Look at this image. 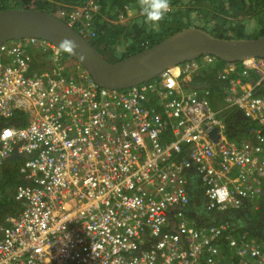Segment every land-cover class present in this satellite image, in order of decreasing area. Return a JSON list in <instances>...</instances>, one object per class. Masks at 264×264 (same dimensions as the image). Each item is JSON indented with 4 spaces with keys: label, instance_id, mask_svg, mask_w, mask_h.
Masks as SVG:
<instances>
[{
    "label": "built area",
    "instance_id": "obj_1",
    "mask_svg": "<svg viewBox=\"0 0 264 264\" xmlns=\"http://www.w3.org/2000/svg\"><path fill=\"white\" fill-rule=\"evenodd\" d=\"M89 1L76 11L88 24L96 8ZM36 50L47 56L34 69ZM201 59L153 82L107 89L86 70L66 74L63 51L50 42L0 45V165L20 156L29 183L17 186L21 209L0 227V264H195L201 256L221 264L214 239L225 225L195 229L183 214L186 172L195 170L211 207L261 197L264 58L214 72L224 84L218 108L208 88L185 83L216 61ZM227 108L248 120L253 139L230 140L220 116ZM248 252L264 264L257 246L239 247Z\"/></svg>",
    "mask_w": 264,
    "mask_h": 264
},
{
    "label": "trees",
    "instance_id": "obj_2",
    "mask_svg": "<svg viewBox=\"0 0 264 264\" xmlns=\"http://www.w3.org/2000/svg\"><path fill=\"white\" fill-rule=\"evenodd\" d=\"M19 0H17L18 2ZM23 8H36L55 14L58 10H65L67 19L74 6H84L89 0H20ZM16 2V0H0V10L8 8L7 4ZM142 0H94L96 12L93 13L92 23L89 26V32L94 35L90 41L102 53L112 52L111 45H123V56L149 47L174 31L186 26H200L208 30L211 34L219 37H251L246 30V21L250 16L255 19L251 30L258 29L257 35L264 34V0H169L170 8L165 17L159 22L157 27L150 26L145 21L143 15L132 19L129 23H114L113 19L119 16H126L128 8L139 9ZM19 4V3H18ZM15 7V6H12ZM197 13L204 17V23L199 25L191 21V16ZM244 16L243 20L240 16ZM247 16V17H245ZM111 19V22H110ZM86 18L78 16L74 20L76 28H80ZM249 22V21H248ZM247 22V23H248ZM77 28V29H78ZM83 33L88 32L80 28ZM255 37V36H254ZM12 42V41H11ZM222 60H216L207 71L211 72L206 77L215 86L216 81L213 76L214 71L224 65ZM214 78V79H212ZM214 88V87H213ZM212 88V89H213ZM210 90V89H209ZM217 92V91H215ZM227 122L232 124L238 119L237 114L229 112ZM239 121V122H238ZM233 126L237 131H231V140L242 141L253 139L249 127H245L239 119ZM22 163L20 156L7 157L0 165V223L4 221L8 214H15L21 201L15 198L17 186L20 184H29L27 180L19 173L18 169ZM219 212V211H217ZM257 217L250 216L248 210L242 212L241 209L233 212H225L217 217L220 221L222 217L226 220L233 219L237 222V227L225 232L224 241L229 236L258 237L264 239V193L261 196ZM257 238V239H258ZM221 264H239L240 257L230 254V251L222 246Z\"/></svg>",
    "mask_w": 264,
    "mask_h": 264
},
{
    "label": "water",
    "instance_id": "obj_3",
    "mask_svg": "<svg viewBox=\"0 0 264 264\" xmlns=\"http://www.w3.org/2000/svg\"><path fill=\"white\" fill-rule=\"evenodd\" d=\"M23 39L52 43L78 62L99 85L116 89L147 82L168 67L206 55L226 63L264 58V34L219 37L195 25L182 27L149 47L111 61L93 46L87 36L57 14L36 8L1 9L0 45ZM63 44L67 47L62 48Z\"/></svg>",
    "mask_w": 264,
    "mask_h": 264
},
{
    "label": "clouds",
    "instance_id": "obj_4",
    "mask_svg": "<svg viewBox=\"0 0 264 264\" xmlns=\"http://www.w3.org/2000/svg\"><path fill=\"white\" fill-rule=\"evenodd\" d=\"M89 2V1H88ZM88 2L87 4H85L84 6H74L75 9L72 11V14H74V19L73 20H70V19H64V16H62L60 14V10H58L55 14H57L58 16H60L62 19H64L65 21H67L68 23H70L77 31L81 32L82 35L84 36H87L88 39L90 40L91 37H93L94 33L93 32H89V26L91 25L92 23V18L90 19V24L87 23V18H86V21L85 22H82L81 25H80V28L86 30L88 32V34H85L82 32V30H80V28H76V26L74 25V20L80 16V17H84L83 13L79 14V15H76V11L78 10H81L82 8H88L89 5H88ZM169 8H170V2L169 0H142L141 4H140V11H141V15H143V17L145 18V21L148 22V23H151L154 27H157L159 22L165 17V15L168 13L169 11ZM89 11H92L93 13L96 12V8L95 9H89ZM92 14V13H91ZM92 17H93V14H92ZM85 18V17H84ZM91 42V41H90ZM6 43H11V41L9 42H6ZM92 43V42H91ZM94 46V45H93ZM62 48H66L67 45L66 44H63L61 45ZM62 51V50H61ZM101 52V51H100ZM108 53L109 55H121L120 57H116L114 59H111L110 56L108 55H105V53ZM105 53H102L103 55H105L109 60L113 61L115 59H118V58H121L123 56V51L121 50L120 52H114V50L112 52H109V51H106ZM130 54V53H129ZM32 56H33V64H35L36 66L38 65V63H41L42 61H38L36 60L37 59H42L44 57L47 56V54L43 53V52H37L36 51H33L32 52ZM65 56H67L64 52H63V61H64V65H65V73L68 74L74 70H78V69H82V70H85L78 62H76L75 60H73L75 66L74 67H71L68 65V63L66 62L65 60ZM202 58V57H201ZM199 58V59H201ZM217 60V59H216ZM188 62V61H186ZM239 61L237 62H234V63H238ZM241 62V61H240ZM184 63V62H183ZM226 63V62H225ZM215 72V71H214ZM88 73V72H87ZM89 74V73H88ZM90 75V74H89ZM91 76V75H90ZM213 76H214V73H213ZM92 77V76H91ZM156 78V77H155ZM151 79L147 82H144V83H148V82H153L154 79ZM216 81V80H215ZM96 82V81H95ZM97 83V82H96ZM98 84V83H97ZM219 83L217 82V85ZM99 85V84H98ZM101 86V85H100ZM223 86V85H222ZM103 88H107V89H116V88H108V87H105V86H101ZM220 87V86H219ZM121 89V88H120ZM209 89H212V88H208ZM223 89L221 90H217V92H214V91H210V94H209V100L211 102V106L213 108H218L221 106V103L223 102V98L225 97L224 96V92L222 91ZM214 95H216V99H214ZM229 112H233L234 114H237L238 116V119L235 120L238 121L239 119L241 120V123H244L245 127H247V123H248V120L244 117H242L240 111H238L236 108H227L225 110H222L221 113H220V116L221 118H224V121L227 125V133H228V137H231L232 135H237V131L239 130H236L233 126V124L235 123H228L227 122V117L229 114ZM239 122V121H238ZM215 130V133L213 135V138L214 136L216 135L217 139H218V134H216V131H217V128L214 129ZM231 131H234V134H230ZM216 139V140H217ZM214 140V141H216ZM187 173V172H186ZM186 184H187V180H186ZM203 189V187H202ZM186 191H187V194H188V203L182 208V211H183V214L185 216V219L187 220V222L192 225L195 229H202L204 227H210V226H220V225H225V228L224 230L221 232L220 235H218L215 239H214V242L217 244V247H219L220 249V252L222 254L223 251H221L222 248V245H224L225 243V247H227V249L231 252V250H233L234 252H236V254L240 257V262L239 264H243L242 262H246L247 264H256L257 263V259L254 258L253 256L250 255V253H246L245 256H241V254L239 253V247L242 246L243 244H248L250 246H257L259 251H260V254L259 256H255V257H264V249H262V247L260 246V244L258 243V237H246V238H243L242 236H229L228 239L226 241H224V235H225V232L229 229H232L233 228V224L235 225V227H237V222H235L233 219H228L226 220V217H222V219H220V221H218L217 219L216 220H213L211 221L210 223H202L200 224L198 227L195 225L194 221H193V217H188L187 215V209H188V205L190 203V198H189V193H188V188H187V185H186ZM203 193H204V190H203ZM263 193H264V187H263ZM205 195V193H204ZM263 195V194H262ZM261 195V196H262ZM16 196V195H15ZM206 197V195H205ZM260 199L261 197L259 198H256V199H253L251 201H245L244 203H242L240 206L238 207H226L224 209H218V208H215V207H211L209 205V202H208V199L206 197V209L209 210V211H213L215 213H222L224 214L225 212L229 211V212H233V210H243V207H244V210H248L249 211V214L250 216L252 217H255L252 215V213H250L253 209V205H254V201L255 200H258L260 202ZM21 206L22 204H20L19 206V209L18 211L15 213V214H8L5 216V219L2 223H0V227H3L4 225H7L9 222V217H14L16 216L20 209H21ZM176 211V210H175ZM219 211V212H217ZM243 212V211H242ZM174 214L175 212H171V217L174 218ZM176 218V217H175ZM177 221V218L175 219ZM209 222V221H208ZM2 237V231L0 229V238ZM258 238V239H257ZM231 240H234L235 241V244L234 245H230V241ZM218 259L220 260V257L218 256ZM222 261V259H221ZM245 263V264H246ZM195 264H207L204 260V256H201L198 258L197 262ZM258 264V263H257Z\"/></svg>",
    "mask_w": 264,
    "mask_h": 264
},
{
    "label": "crops",
    "instance_id": "obj_5",
    "mask_svg": "<svg viewBox=\"0 0 264 264\" xmlns=\"http://www.w3.org/2000/svg\"><path fill=\"white\" fill-rule=\"evenodd\" d=\"M37 52H39V50H37ZM36 60L42 61L41 59H37V58ZM33 68L36 69L37 66L34 65ZM204 73L209 75L211 72L207 71L206 69H202L200 73L187 77L185 80V83L187 84L189 88L193 87V88L207 89V88L214 87L213 89H210V90L214 92L217 90H221L222 83L220 82L218 85L217 83H215V86H213L212 82L206 77V74L204 75ZM215 80L216 79H214V81ZM216 82H219V81H216ZM214 99H216V95H214ZM186 179H187L186 185L188 188V193H189V198H190V203L186 211H187L188 217H191V216L193 217V221L195 225L198 227L202 223L204 224L210 223L211 221L216 220L218 216L222 215V213L219 214V213H215L213 211H209L206 209V197L203 193L201 182L195 170L190 169L189 171H187ZM258 207H259V201L255 200L253 208H252L253 210L250 212L255 217H257V214H258L257 213ZM242 211L243 212L246 211L244 210V207ZM233 227L236 228L234 224H233ZM257 241L262 247V249H264V239L262 238V236ZM221 251H223V249H221ZM230 254L237 256L236 252H234L233 250H231ZM229 264H233V261L231 260Z\"/></svg>",
    "mask_w": 264,
    "mask_h": 264
},
{
    "label": "rangeland",
    "instance_id": "obj_6",
    "mask_svg": "<svg viewBox=\"0 0 264 264\" xmlns=\"http://www.w3.org/2000/svg\"><path fill=\"white\" fill-rule=\"evenodd\" d=\"M20 2H21L20 0L18 2L16 0V2H11V3L7 4V6H9V7H12V6L19 7V5L21 4ZM88 5H90V1L88 2ZM140 15H141L140 8L139 9L128 8L126 16H119L118 19H116V20L113 19V22L114 23H116V22L117 23H129L130 22L129 24L131 25L132 24V19L133 18H136L137 16H140ZM240 17H241L240 19L243 20L244 16L241 15ZM245 17H247V16H245ZM248 17H249V19H248L249 22L246 21V30H247V33H248V35H251V37H254V36L256 37V36H258L257 35L258 29L251 30V28L253 26V23L255 22V19L254 18H251L250 16H248ZM190 19L195 24L201 25V24L204 23V17L202 15L197 14V13H194L191 16ZM110 22H111V19H110ZM147 26L150 27V26H153V25L151 23H148ZM111 49L114 50V52H120L121 50L123 51L124 46L123 45H118V44L117 45H111ZM105 55H108V56L111 57V59H114L116 57H120L122 54L117 56V55H114V54L113 55H109L106 52ZM64 58H65V60H66V62L68 63L69 66H71V67H74L75 66V64H74L73 60H71V58H69L68 56H65ZM198 60H202V59H198Z\"/></svg>",
    "mask_w": 264,
    "mask_h": 264
},
{
    "label": "flooded vegetation",
    "instance_id": "obj_7",
    "mask_svg": "<svg viewBox=\"0 0 264 264\" xmlns=\"http://www.w3.org/2000/svg\"><path fill=\"white\" fill-rule=\"evenodd\" d=\"M12 43V42H11ZM11 43H8V45H11Z\"/></svg>",
    "mask_w": 264,
    "mask_h": 264
},
{
    "label": "bare ground",
    "instance_id": "obj_8",
    "mask_svg": "<svg viewBox=\"0 0 264 264\" xmlns=\"http://www.w3.org/2000/svg\"><path fill=\"white\" fill-rule=\"evenodd\" d=\"M136 85H139V84H136ZM231 140V139H230Z\"/></svg>",
    "mask_w": 264,
    "mask_h": 264
}]
</instances>
